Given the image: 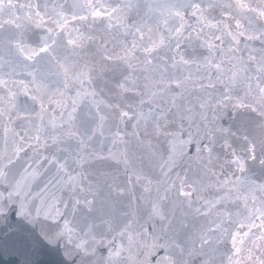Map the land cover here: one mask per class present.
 I'll return each mask as SVG.
<instances>
[{"label": "snow or ice", "instance_id": "obj_1", "mask_svg": "<svg viewBox=\"0 0 264 264\" xmlns=\"http://www.w3.org/2000/svg\"><path fill=\"white\" fill-rule=\"evenodd\" d=\"M0 187L14 264H264V0H0Z\"/></svg>", "mask_w": 264, "mask_h": 264}, {"label": "water", "instance_id": "obj_2", "mask_svg": "<svg viewBox=\"0 0 264 264\" xmlns=\"http://www.w3.org/2000/svg\"><path fill=\"white\" fill-rule=\"evenodd\" d=\"M181 52L184 53L186 58H189V59H195L198 56H200L201 54H206V50L199 48V47H195V48L194 47H188V48L182 47ZM95 86L96 85H94V87ZM100 88H104L103 82H99V86H98L97 90L99 91ZM75 91H76V89H70L66 93V98L74 96ZM103 95L106 97H110L112 95V93L109 92L107 90V88H105ZM219 124L223 128H233L234 118H233L232 113L228 112L227 114H225L224 117L219 121ZM233 130H234V128H233ZM216 151L217 152L220 151L219 145H217ZM192 154H194V149H192V151L190 152V155H192ZM249 163H251V161H249ZM184 168L188 169V165L185 164ZM111 171L116 172V166L114 163H113V167L111 168ZM198 171H199L198 168L195 166V164H193L189 174L190 175L196 174V173H198ZM118 175H119V178L121 181L126 179V177L123 174V167L122 166H120V168H119ZM257 175H259L258 172H257ZM0 191H3L2 187H0ZM141 191H142V189H140L139 186H137L135 188V193L137 196L140 194ZM211 194H214V192L204 193L205 196H209ZM5 195H6V193H5ZM227 209L231 210L232 212L237 211L236 207L232 204H228ZM14 220H15V217H14ZM0 224H2V222H0ZM230 247H231L230 243L227 245H224V244L220 245L221 251H225L227 248H230ZM17 254L18 253L16 252L15 249L12 248L10 243L0 245V264H14V260L16 259ZM163 255H164V252L162 250H160L157 254H154L152 257H149V264H155V261L157 259L162 258ZM39 259L42 260L44 262V264H68V262L64 261L65 258L63 256V246H61L60 250H48V249L43 250V254L39 257ZM141 259H143V257H141ZM69 264H70V262H69ZM77 264H80L79 258H77ZM196 264H199V262L197 261Z\"/></svg>", "mask_w": 264, "mask_h": 264}]
</instances>
